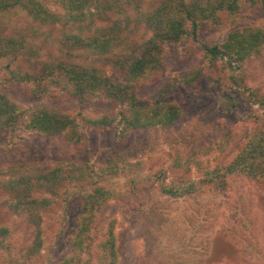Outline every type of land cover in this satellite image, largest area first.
Listing matches in <instances>:
<instances>
[{
    "label": "rangeland",
    "instance_id": "374dc122",
    "mask_svg": "<svg viewBox=\"0 0 264 264\" xmlns=\"http://www.w3.org/2000/svg\"><path fill=\"white\" fill-rule=\"evenodd\" d=\"M35 1L42 2L43 7L56 15L57 25L35 28L33 17L22 7L0 14V40L13 36L23 37L25 42L19 49L12 46L8 53L0 42V93L22 110L45 109L68 115L76 120L79 129L73 137L33 136L23 128L8 137L0 131V138L5 135L9 139L0 146V169L5 174L0 182L13 173L10 167L21 162L29 164L31 171H47L60 163L100 173L105 157L124 155L127 164L139 163L138 170L142 171L127 178L118 174L112 177L108 185L120 193L101 210L103 215L116 220L120 264H264V180L259 179L264 171V157L257 152L241 162L235 159L264 137V108L248 99L252 91L264 97V46L233 73L235 81L230 71H222L218 64L210 65L203 49L204 45L222 42L236 27H263L264 1L244 3L234 15L221 12L217 15L218 22L201 23L197 39L185 37L170 44L159 70L150 74L136 94L142 99L141 104L146 105L152 96L160 97L157 94L160 88L174 83L171 93L177 101L171 97L169 100L181 108V118L174 128L136 130L123 139L116 138L114 132L88 131L91 128L84 122L85 117L116 115L123 107L111 103L104 94L106 102L87 103L88 93L82 94L67 81V71L58 64L69 60L81 68L93 66L116 84L122 82L123 72L111 63L112 55L83 56L86 51L71 52L70 47L63 46L62 38L68 34L84 38L96 34L101 39L109 34L117 36L123 43L116 48L113 45L111 51L125 57L130 42H142L153 35L147 19L164 0H100L98 5L112 7L108 19L116 20L117 13L113 12L117 9L121 16L128 15L120 24L119 34L106 29L112 20L101 22L94 16L97 9L94 2L85 8L83 15L75 17L55 0ZM184 2L190 7L193 3L205 5L206 0ZM92 23L94 29L90 32L87 27ZM81 29L86 32L82 34ZM190 71L194 77L201 73L197 82L200 84L185 85L182 74ZM38 75H42L41 81L37 80ZM128 94H132L131 89ZM179 149L185 150V158L177 153ZM251 165L255 169L250 176L246 168ZM229 166L231 172L226 170ZM18 171L21 175L22 171ZM150 176L156 177L155 184ZM163 182L173 194L158 190L157 186L161 187ZM79 196L63 203L66 194L61 193L47 207H38L43 220L38 223L44 248L36 259L23 264L45 263L49 258L56 262L67 253L68 233L74 229L80 211ZM21 220L20 216L0 211V225L15 227L7 240L11 246L0 251V264H12L7 261L9 256L25 260V249L31 244L36 227L26 220L20 225ZM252 227L256 231L250 241H243V232Z\"/></svg>",
    "mask_w": 264,
    "mask_h": 264
},
{
    "label": "trees",
    "instance_id": "16d2710c",
    "mask_svg": "<svg viewBox=\"0 0 264 264\" xmlns=\"http://www.w3.org/2000/svg\"><path fill=\"white\" fill-rule=\"evenodd\" d=\"M99 1L55 0L71 14H75V17L83 15L85 8L90 7L94 2V6L97 8L94 16L97 15L101 22H109L113 19H108V14L112 12V7L110 4L102 7L101 4H97ZM259 1L264 0H206L205 5L197 6L193 3L189 7L184 0H164L159 5L160 7L152 10L147 19V22L149 20L151 25L150 28L153 35L142 42H130L129 52H127L125 57L111 51L113 45L116 48L123 43V41H119L117 36L113 37V35L109 34L106 39H101L100 35L96 34L87 38L72 34L65 35L62 38L64 43L62 44L70 47L69 51H86V53H82L83 56L85 54L97 56L112 55L114 62L111 63L124 74L122 82L116 84L93 66L81 68L74 61L69 60L58 64V67H62L61 69L65 73L67 71V81L78 88L82 94L88 93L87 96L90 98H87V103H92L95 100L106 102L102 97V94H104L111 103L123 107L116 115H104L100 118L85 117L84 122L89 124L88 127L91 128L88 131H91L90 133L92 134H94L93 130L97 131L98 129V131H102L99 134L114 132L116 138L123 139L136 130L146 132L156 129L157 126L163 127L164 130L166 128H174L173 126L181 118V108L179 107V110L176 107L178 105H172L173 102L169 100V97L172 98L175 95L171 93L175 88V84L169 83L160 88L157 93L160 97L152 96L146 105L141 104L142 99L136 94L137 88L149 80L150 74L159 70L162 57L170 44L177 43L185 37L197 39L203 21L218 22L217 15L219 13L224 12L234 15L244 3ZM41 3L35 0H0V14L11 11L14 7H22L23 10H26L31 15V18L33 17L31 20L35 22V28L40 30L51 26L55 27L57 25L56 15L43 7ZM113 13H117V18L112 20V23L106 29H109L110 33L119 34L118 32L121 30L119 28L121 27L120 24L123 23V19H128V15L121 16L122 14L118 12V9ZM87 28L88 31L93 32L94 24H90ZM80 32L83 34L86 31L81 29ZM0 42L5 53H8L12 46H17L16 49H19V47H24L25 44L23 37L14 39L13 36L1 37ZM263 46L264 26L254 28L236 27L227 33L222 42L211 44L210 46L204 45L203 49L208 63L210 65L218 64L223 68L222 71H230L232 73L230 77L235 81L233 73L241 68L244 61L259 53ZM193 73V71H190V73L182 74L183 82H185L186 86L200 84L197 82L201 80V73L197 72L195 77ZM42 79V75H38L37 80L41 81ZM242 82L243 80L239 81L240 84ZM129 89L132 91L131 95L128 94ZM248 96V99H252L254 104L258 103L264 108V97L253 91L251 94L248 93ZM172 99L177 101L176 96ZM223 102L221 101V104L224 105ZM25 119H27L26 122ZM24 122L26 126L23 125ZM19 128H23L27 132L30 131L33 136L39 135L42 137L62 134H68L73 137L78 134L79 129L76 120L68 115L50 113L45 109L22 110L12 100L0 93V131H3V134L8 137H12ZM5 135L0 138V146L6 145L7 141H9ZM184 151V149H179L177 153L180 152L184 157ZM257 152L258 155L261 154L264 157V137L258 138L250 146L249 152L238 154L235 159L241 162L247 155L248 159V157ZM182 156L179 155V157ZM123 157L118 156V154H111L109 157H105L100 173L95 172L92 168L87 167L85 169L76 164L64 166L57 163L55 167L42 172L38 170L31 171L29 164H22V162L16 167H10V169H13L12 175L10 173L7 174L5 177H8V179L0 182V211L20 216L22 218L20 225H23L26 220L27 224L31 227H36V229L31 244L26 246L25 260L18 261L16 258L9 256L7 261L12 264H23L25 261L31 262L38 257V253L44 248L45 243L42 238V229L39 228L40 219L41 221L43 220L38 207H47V205H50V201L55 202L56 197L60 198L61 193H65L66 197L62 200L63 203L80 195V211L77 220L74 222V229L68 233L67 253L56 262H51L53 259L50 260L49 258L45 263L39 264H120L115 233L116 220L113 216L103 215L101 210L112 198L117 199L120 193L117 192V189L114 190L108 185L112 177L118 174L127 178L128 175L132 176V173H140L142 171L141 169L138 170L139 163L127 164ZM119 160L124 163L121 162L119 164ZM229 165L232 164L230 163ZM230 167L226 169L227 172H231ZM246 169L247 175H250L255 168L251 165ZM3 170L0 169V177L5 175L2 174ZM18 170L22 171L21 175L18 174L20 173ZM14 173L15 176H13ZM150 179L154 181V184L157 181L156 177L150 176ZM259 179L264 180V171H262ZM129 181H132V179ZM88 186H91L89 190H87ZM157 187L163 194H173L166 182H163L161 187ZM69 189L71 193L68 191ZM207 189L210 190L212 188ZM60 190L62 192H59ZM45 193L48 196H44L46 195ZM35 209H37V212ZM254 227L247 232L242 231L243 241H250L249 238L256 231ZM14 229L15 227L12 225H0V251H6L11 246L10 243H7V240H9L10 234ZM94 255H96L95 258Z\"/></svg>",
    "mask_w": 264,
    "mask_h": 264
}]
</instances>
